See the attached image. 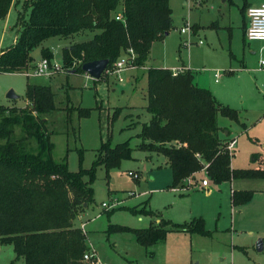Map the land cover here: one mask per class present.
Wrapping results in <instances>:
<instances>
[{
    "label": "rangeland",
    "instance_id": "obj_1",
    "mask_svg": "<svg viewBox=\"0 0 264 264\" xmlns=\"http://www.w3.org/2000/svg\"><path fill=\"white\" fill-rule=\"evenodd\" d=\"M24 1L16 0L6 19L0 20V50L14 44L20 32L19 14L27 18L30 13ZM262 1L170 0L174 28L154 42L144 66L136 73L123 74V81L115 76L97 80L85 72L63 71L51 78L0 72V106L25 107L29 82L51 87L59 107L48 115L54 158L67 161L71 171L93 167L103 143L116 145L130 140L133 157L109 171L104 166L97 167L93 201L75 220L77 226L85 223L87 244L109 264H264V249L257 248L259 239L264 240V179H235L221 184L211 181L208 189L201 184L205 177L201 171L189 186L172 188L173 173L165 156L140 149L138 136L151 116L146 109L148 81L144 67L172 65L177 63V57H192L201 69L193 72L212 75L215 41L219 54L222 49L229 52L232 48L237 53L245 49L257 68L259 59H264V42L255 40L244 45L241 11L246 2L255 6ZM220 17L223 24L233 28V34L227 28L212 29L213 21ZM187 24L192 26V33H181ZM195 25L200 26L199 34L193 32ZM93 34L86 31L68 38H49L32 55L37 62L42 58V46L51 47L55 60L63 63V48L89 40ZM189 35L190 40H202L204 44L185 45ZM238 74L228 84L223 85L226 79H222L217 86L241 122L219 116V123L236 138L233 165L257 168L260 162L254 156L261 151L259 143L264 144V75L251 72L241 78ZM11 90L17 98L8 97ZM257 137L259 140L254 141ZM130 171L138 176L130 175ZM235 190L252 191L253 196L235 205ZM143 208L152 213L140 212ZM200 218L208 234L171 231L164 241L147 248L137 242L132 232L111 230L112 225L147 228L162 220L187 225ZM15 260L13 245H0V264H24Z\"/></svg>",
    "mask_w": 264,
    "mask_h": 264
},
{
    "label": "trees",
    "instance_id": "obj_2",
    "mask_svg": "<svg viewBox=\"0 0 264 264\" xmlns=\"http://www.w3.org/2000/svg\"><path fill=\"white\" fill-rule=\"evenodd\" d=\"M15 2L0 0V20L6 19ZM24 6L30 13L27 18L19 14L20 32L0 54V72L23 74L35 64L32 51L45 40L86 31L94 33L89 40L62 50L68 72L83 73L84 63L100 59H109L112 66L131 48L140 68L154 42L174 28L170 0H25ZM119 14L123 20L116 18ZM41 52L54 59L51 47L42 46ZM147 81L146 109L151 117L138 135L139 148L166 157L172 188L189 186L201 171L202 179L214 184L264 179L262 143L256 157L259 167L232 166L230 140L219 116L238 120V113L208 88L197 86L191 69L174 75L170 68L149 67ZM26 98L25 107L0 106V241L13 245L15 261L22 259L24 264H86L83 256L91 247L75 220L93 201L96 169L120 167L133 157L134 148L130 140L103 143L93 167L71 171L67 161L54 158L48 130V115L59 109L56 94L48 85L29 82ZM252 196V191L235 190L233 203H246ZM111 230L132 232L146 248L164 241L171 231L209 233L202 218L187 225L162 220L147 228L112 225Z\"/></svg>",
    "mask_w": 264,
    "mask_h": 264
},
{
    "label": "crops",
    "instance_id": "obj_3",
    "mask_svg": "<svg viewBox=\"0 0 264 264\" xmlns=\"http://www.w3.org/2000/svg\"><path fill=\"white\" fill-rule=\"evenodd\" d=\"M262 2H264V0ZM250 6H253V5L247 4V2H246V6L244 7L245 10L241 11L242 17H243L242 29H243V43H244V45H246V43L250 44V42L255 41V40H248L246 37V29H247V26L249 24V19H248L246 12H247V8ZM225 28L229 29V32H231L233 34V28L231 26H226L225 24H223L221 21V17L217 18L212 23V29L220 31L221 29H225ZM193 32H194V34H197V33L199 34L200 26L195 25ZM16 40H17V38H16ZM16 40H15V42H16ZM213 41L214 40H212V42ZM256 41H259V40H256ZM199 42L198 41H192V43H197L198 45L204 44V42L201 44ZM261 42H263V41H261ZM3 50H5V49L1 48L0 54L2 53ZM221 52L222 53L219 54L218 45L214 41V43L212 44V75H209L207 73L197 74V73L193 72L194 73V82L199 87H204V88H208L209 90H211L212 93L216 96V98L221 103L231 107L227 101V98L224 96V94H222L223 92H222L221 87L217 86L218 84H220L222 82V79H226L225 82L223 83V85H226L233 80L232 78H236V75H235L236 72L239 73L238 76H240L241 78H243L246 73H251V72H255V73H259V74L261 73L263 76L264 75V68H260L261 59H259V61H258L259 66L257 68L253 67L254 65L252 62H254V60H252L251 58L249 59L248 54H247L245 49H243V51L241 53H237L232 48L229 52H226L225 49L224 50L222 49ZM252 53H256V52L252 51L251 54ZM150 56H151V54H150ZM193 59L194 58H192V57H189V59L177 57L176 58L177 63L175 62L172 65L166 64L163 66H156V67H164V68L172 69L174 67L186 66L188 69H191L192 71H195L197 69L201 70V69H199L200 65L198 63H196V61H194ZM34 63H36L35 60H34ZM144 68H146V70H147L149 68V66H145ZM138 70H139V68L134 69V70H129L127 72H130V74H131V73H136ZM217 71H222V74H220L219 76H216ZM146 74L147 73H145V75ZM260 87H263V85L261 84ZM258 89H259V86H258ZM239 95L245 96L244 93H241ZM231 97H233V96H231ZM237 99H239V101L241 103H244V99H242L241 97H239ZM231 108H233V107H231ZM233 109H235V108H233ZM236 110H237V108H236ZM150 117L148 118V121H149ZM238 120L240 121V117L238 118ZM223 127H225V126H223ZM223 133L226 135L225 137H227L230 141L234 140V139L236 140V138H234L231 135V130L227 129ZM258 140H259V138L257 137L254 141H258ZM256 157L257 156H254V160H256ZM165 162L167 163L166 157H165ZM232 166L235 167L233 165V163H232ZM210 185H211V182H210L209 186H207L206 188L210 189ZM81 217H82V214L80 215V218ZM0 245H2V243ZM18 261H23V260L21 259Z\"/></svg>",
    "mask_w": 264,
    "mask_h": 264
},
{
    "label": "built area",
    "instance_id": "obj_4",
    "mask_svg": "<svg viewBox=\"0 0 264 264\" xmlns=\"http://www.w3.org/2000/svg\"><path fill=\"white\" fill-rule=\"evenodd\" d=\"M247 16L249 19V24L246 29V37L248 40H259L264 42V2L259 5L250 6L247 9ZM118 20H123L122 14L116 16ZM181 33L187 34L192 33V26L187 24L185 27L181 29ZM192 43L189 37L185 40V45ZM200 44L203 43L201 40ZM136 53L131 48L128 52L123 53L120 58L112 65L108 66L105 70L104 74L109 76H115L120 81L124 80L123 74L129 70L138 69L139 67L135 63ZM260 68H264V59L260 61ZM188 70L186 66L174 67L172 71L174 75L182 73ZM63 71H67L64 67L63 63H60L54 59H49L46 57H42L39 61H37L34 66L26 71L25 74L28 77H46L51 78ZM222 74V71H217L216 76ZM89 75V74H88ZM236 145V140H231L228 143V149L231 153H233V148ZM130 175L137 177L138 175L132 171L129 172ZM191 180L189 179V183ZM201 184L203 187H207L210 184V181L205 178L202 179ZM104 206H107V203H103ZM83 229L85 228V223L81 226ZM83 260L86 264H109L108 262L101 259L94 248L86 251L83 256Z\"/></svg>",
    "mask_w": 264,
    "mask_h": 264
},
{
    "label": "water",
    "instance_id": "obj_5",
    "mask_svg": "<svg viewBox=\"0 0 264 264\" xmlns=\"http://www.w3.org/2000/svg\"><path fill=\"white\" fill-rule=\"evenodd\" d=\"M108 66H109V59H100V60H94V61H89V62L84 63L82 65V69L85 73L89 74L91 77L98 80L103 77L104 72ZM8 97L17 98L18 95H16L14 91L11 90L8 94ZM0 244H1V241H0ZM257 248L260 251L264 249V240L262 238L259 239Z\"/></svg>",
    "mask_w": 264,
    "mask_h": 264
}]
</instances>
